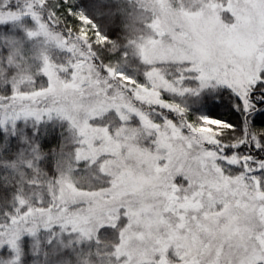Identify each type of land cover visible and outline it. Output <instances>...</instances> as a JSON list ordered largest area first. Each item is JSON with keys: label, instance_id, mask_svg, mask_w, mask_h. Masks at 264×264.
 <instances>
[{"label": "snow or ice", "instance_id": "6c2138e0", "mask_svg": "<svg viewBox=\"0 0 264 264\" xmlns=\"http://www.w3.org/2000/svg\"><path fill=\"white\" fill-rule=\"evenodd\" d=\"M8 4L3 0L0 5V24L34 21L27 36L44 35L66 52L68 62L61 67L71 70V79H60L44 55L46 84L30 91L12 85L10 96L0 99V106L11 104L12 112L0 125L21 116L41 121L55 114L78 132L77 165L89 161L111 177L99 193L81 191L61 177L53 200L64 206L57 204L55 215L53 204L35 211L89 236L90 217L99 212L95 198L109 197L110 215L102 217L107 222L96 231L119 229L115 255L124 257L123 264H264V0H196L176 11L179 27L166 22L167 6L161 3L150 24L152 37L138 45L136 58L144 70L137 75L111 63L96 71L89 63L98 45L114 41L83 11L68 8L80 25L64 34L52 32L44 19L47 0H24L20 8ZM94 7L115 23L102 0ZM56 15L50 9L49 20ZM85 68L95 74L89 84L104 99L100 114L89 107L87 117L79 119L61 101L83 95ZM41 97L51 102L38 107ZM189 103L224 108L233 119L190 112ZM104 109L117 114L119 127L93 125L92 120L107 114ZM133 120L135 128L130 127ZM69 192L90 198L89 207L70 210ZM138 217L150 222L141 224ZM18 235L9 240L14 250ZM133 244L148 249L143 258L125 250ZM18 259V254L13 257Z\"/></svg>", "mask_w": 264, "mask_h": 264}, {"label": "trees", "instance_id": "16d2710c", "mask_svg": "<svg viewBox=\"0 0 264 264\" xmlns=\"http://www.w3.org/2000/svg\"><path fill=\"white\" fill-rule=\"evenodd\" d=\"M149 0H102L107 11L114 14L115 23L97 14L94 5L99 0H47L42 9L43 17L48 20L54 33L67 34V29L78 28L80 21L68 12L83 11L97 24L102 34L108 35L114 43L98 45L95 56L89 63L101 70L103 63H111L118 70L137 75L143 72V66L137 60V43L148 33V18L145 3ZM196 0H169L175 9H184ZM24 0H9L8 7L20 8ZM3 0H0V5ZM50 9L57 15L49 20ZM150 12V11H149ZM148 12V14H149ZM35 28L34 21L22 18L11 24H0V99L10 96V88L30 91L34 87L46 84L40 65L44 55H48L58 72L61 65H67L68 54L44 35L28 37L27 30ZM75 35V30L72 33ZM89 35H92L90 30ZM127 51L125 58L122 53ZM69 72L71 70H68ZM95 76V74L93 73ZM190 99V97L186 98ZM45 100L39 106H47ZM190 104V103H189ZM5 110V111H4ZM12 111L0 106L2 112ZM190 112H198L220 119H233L224 108L212 105L197 106L190 104ZM1 119V115H0ZM134 121V120H133ZM132 121V122H133ZM131 122V123H132ZM74 134L68 123L53 114L41 121L33 117L21 116L10 124L0 125V264H120L123 257H116L115 246L120 243L119 229L109 232L100 231L86 237L73 231L71 227H62L61 222H49L47 213H38L24 223L16 219L28 208H47L54 204L57 187V165L68 157L74 149ZM73 170L77 187L99 191L105 188L111 179L102 175L97 164L82 161ZM89 172H86V169ZM94 174V175H93ZM83 175V176H80ZM18 199L24 205L18 207ZM56 201V200H55ZM56 205L52 212L55 215ZM50 223V227H45ZM127 222H125V225ZM24 225V226H23ZM26 225V226H25ZM34 229L29 232L27 229ZM16 238L17 250L9 244L12 234ZM8 237H10L8 239ZM19 255L18 260L13 257Z\"/></svg>", "mask_w": 264, "mask_h": 264}, {"label": "rangeland", "instance_id": "374dc122", "mask_svg": "<svg viewBox=\"0 0 264 264\" xmlns=\"http://www.w3.org/2000/svg\"><path fill=\"white\" fill-rule=\"evenodd\" d=\"M195 2L196 1H193L189 7H191L192 4H194ZM203 2H204V0H201V3H203ZM161 3H163L164 5L167 6L168 16H167L166 22L169 23L170 25H175V26L179 27L181 20L177 19L176 15H175V13L178 9H175L173 6H171L169 0H149L148 2L145 3L146 9L150 11V12L148 11L149 14H148V12L146 13V16L148 18V33L145 36H143V38L140 42L137 43V48H138V45L140 43H142L145 40H147L148 38L152 37L153 33L151 30L150 24H151L152 19L158 13L161 12ZM137 51L139 52V48L137 49ZM42 64H43V59H42L41 65H40V70L42 68ZM60 70L63 72L62 73L58 72L57 68L56 67L54 68V71L57 73V75L60 79H65V80L71 79V71L69 72L64 67H61ZM82 75L84 76L83 95L81 96V95L77 94L75 97L68 96L65 100L61 101L62 104H65L66 106H68L69 108H71L73 110L74 115L78 114L79 119H84L87 117V109L89 107H96L98 114H100V104H101V101L104 99L103 94L98 93L96 87L94 85L89 84V77H91L92 79H95V76L93 75V73H89L87 68H85L84 71L82 72ZM41 100H45L48 104L51 102V98L41 97ZM187 106L189 107V110H190V104H188ZM39 107H45V106H39ZM11 112L12 111L2 112L0 114L1 119H3L7 114H9ZM104 112H107V110L104 109ZM65 121L68 123V126L73 131L74 142H75L76 146H74L72 153H69L68 157L65 159H62V162H60L57 165V167H56L57 180L61 177H64V178L68 179L75 187H77V184H76L77 180L79 181L81 178L73 175V170L75 168H77L76 161L74 158V152H75V148L79 146L77 142L80 139V137L78 135L77 130L75 128L71 127L67 120H65ZM12 122H13L12 120L8 119L2 125L10 124ZM92 123L94 126L110 125L113 129H116L117 127L120 126V121H119L117 114L115 112H107V114H102L101 118L92 120ZM130 127H132V128L136 127L135 121H133L131 123ZM101 145H102V141H100L98 139L96 141V146H97L98 150L101 149ZM98 154H101V152L98 151ZM101 158H103V156H101ZM87 162H89V161H87ZM77 169L80 170V167H78ZM89 169L90 168L86 169L87 173L89 172ZM113 170H115V169L113 168ZM89 174H91V172H89ZM80 176H83V175H80ZM76 178H77V180H76ZM59 187H60V185L57 183V187H56L57 190L55 192V196H59ZM78 189H80L81 191L86 190V189H82V188H78ZM125 191H127L126 186H125ZM96 192L99 193L100 190L99 191L96 190ZM65 199L67 202V206L70 210L74 211L77 209H85V208L89 207V199L90 198L83 197L80 195H75V194H72L69 192V193H66ZM129 199H131L130 193H129ZM21 201H23V203H21ZM94 202H95V205H96L97 209L99 210V212H98V214L90 217V220H89L88 225H87L90 235L86 236V237L93 236L95 234L96 229L99 227V224L102 222H107L105 219H102V217H107L108 215H110V212L108 211V209L113 206L111 199L109 197H105L102 195H98L95 198ZM57 204L60 207L64 206V204L61 203L59 200L54 201L53 205H57ZM18 205H19L18 207H21L22 205H24V200L18 199ZM29 209H32V208H28L27 210L22 212L23 214H18L17 219H23L24 223H27L30 221L31 217H33L34 215L37 216L38 212L33 210L34 208L32 209V212H29ZM35 209H37V208H35ZM57 212H58V208H57L56 213ZM26 213H27V215H25ZM137 220L141 224H146V223L150 222L147 220V218L141 220L138 217ZM14 224H16V222H14ZM68 226L71 227V225H68ZM77 232L79 234H81L79 231H77ZM133 234L138 235V236L140 235L139 233H133ZM14 236H15V233L12 234V237H14ZM9 238L10 237H8V239ZM145 243H147V242L145 241ZM148 247L150 248V245ZM125 250L129 253L130 256L136 255L138 258H143V254L148 249L145 248L143 245L133 244ZM123 259H124V257H123ZM120 264H123V260Z\"/></svg>", "mask_w": 264, "mask_h": 264}]
</instances>
